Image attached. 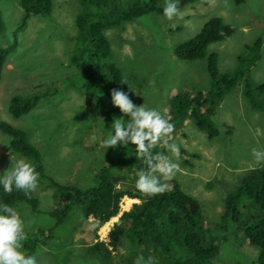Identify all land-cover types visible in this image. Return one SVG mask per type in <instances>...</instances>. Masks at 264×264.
<instances>
[{"label":"rangeland","instance_id":"1","mask_svg":"<svg viewBox=\"0 0 264 264\" xmlns=\"http://www.w3.org/2000/svg\"><path fill=\"white\" fill-rule=\"evenodd\" d=\"M134 2L144 5L148 0H119L121 8ZM163 3L160 0L157 7L163 8ZM179 10L183 14L179 19L149 13L103 31L109 60L120 70L135 106L155 108L167 117L175 95L209 89L206 57L186 61L177 58L174 49L196 35L211 18L234 28L230 37L206 48V56L216 55L219 73L234 72L238 58L246 56L247 47L259 38V58L249 67L247 78L252 89L264 83V0H198ZM79 11L77 0H52L48 15H32L17 34L16 48L8 55L0 77V122L25 134L40 154L45 174L55 182L88 189L94 185L95 174L116 155L113 148L105 149L102 141L118 117L108 116L79 89L81 79L69 64ZM0 14L5 27L1 49L11 44L21 22L19 0H0ZM45 91L52 95L41 99L27 114L14 119L8 113L12 97ZM254 95L264 99V91ZM212 121L218 130L212 139L189 119L169 138V143L180 147L181 171L166 183L179 186L200 205L201 223L219 242V252L210 264H258V248L234 230L236 225L222 220V213L226 195L249 170L264 163H257L252 154L253 148L264 150V114L251 108L241 81L216 106ZM17 158L24 157L11 151L8 136L0 132V172ZM24 159L32 165L30 159ZM117 189L133 191V184L122 180ZM30 195L36 199V211L22 203L16 210L24 222V240L38 241L31 254L37 264H131L142 255L124 232L119 233L114 248L108 245V234L103 235L138 200L123 197L118 215L99 229L92 217L83 220L81 210L74 208L65 223L46 239L38 233L53 226L49 213L59 206L58 195L44 183H37ZM20 251L24 254L22 248Z\"/></svg>","mask_w":264,"mask_h":264},{"label":"trees","instance_id":"2","mask_svg":"<svg viewBox=\"0 0 264 264\" xmlns=\"http://www.w3.org/2000/svg\"><path fill=\"white\" fill-rule=\"evenodd\" d=\"M159 1L148 0L144 5L134 2L121 8L119 0H77L80 11L75 16L76 44L69 64L81 79L79 89L108 116L121 117L119 109L111 105L110 92L114 89L128 91L120 70L109 60V45L103 31L142 15L162 14L163 8L157 7ZM195 1L198 0H179L178 8ZM51 3L52 0H19L23 14L20 24L13 32L11 44L0 49V77L8 55L16 48L17 34L24 29L32 15H48ZM4 31L0 14V37ZM233 32L232 26L224 24L219 18H211L196 35L175 47V56L182 60L193 61L206 57L210 87L205 93L187 91L172 98L167 114L174 125L171 136L185 119H189L209 139L216 137L218 130L212 121L216 106L241 81L243 95L251 108L264 114V99H256L254 95L255 92L263 93L264 83L252 89L247 78L249 67L259 58L261 40L258 38L247 47V55L238 58L239 66L232 73H219L216 55L206 56L209 44L223 41ZM51 95L52 93L45 91L24 97L14 96L9 101L8 113L17 119L30 112L41 99ZM125 119L126 117H121V120ZM0 132L8 136L12 152L31 160L38 176L37 183L53 188L58 195L59 206L49 213L54 220L53 226L38 233L46 239L52 237L55 230L65 223L74 208L81 210L83 220L92 217L96 221V229H99L118 215L120 200L127 197L138 200V203L120 214L118 224L113 225L108 233L109 246L114 248L119 233L124 232L140 254L151 256L153 261L164 264H210L218 254L219 242L214 236L207 234L201 223L200 205L179 186L168 184L164 193L152 197L135 189V173L146 166L141 158L135 156L133 145H117L113 148L115 157L95 174L94 185L88 189H80L61 185L46 175L40 154L28 143L22 131L0 122ZM156 151H159L158 148L153 149V152ZM122 180H131L133 191H119L117 184ZM0 201L14 209L18 203L28 205L32 211L37 209L34 197L15 190L4 193L0 189ZM222 220L236 225L234 230L248 244L258 248V264H264V163L249 170L235 190L226 195ZM99 245L104 246L103 243ZM37 247L36 238L25 239L21 244L24 254L28 255L33 254Z\"/></svg>","mask_w":264,"mask_h":264},{"label":"clouds","instance_id":"3","mask_svg":"<svg viewBox=\"0 0 264 264\" xmlns=\"http://www.w3.org/2000/svg\"><path fill=\"white\" fill-rule=\"evenodd\" d=\"M178 4L179 0H164L162 15L165 19L182 17ZM110 100L111 105L119 109L121 117L126 119L121 120L120 117L112 120L110 131L102 141L103 147L133 145L135 156L141 158L146 166L135 173V189L148 197L164 193L168 188L166 181L181 171L180 147L174 142L169 143L174 131L173 123L155 108L143 104L135 106L126 91L112 90ZM155 148H163L164 151L153 152ZM252 154L257 163L264 162V150L253 148ZM37 181L34 167L24 158L15 159L6 170L0 172V189L4 193L15 190L28 195L36 189ZM23 232L24 222L17 210L0 201V264H37L35 255L20 251ZM152 261L151 256L138 255L133 264H152Z\"/></svg>","mask_w":264,"mask_h":264},{"label":"built area","instance_id":"4","mask_svg":"<svg viewBox=\"0 0 264 264\" xmlns=\"http://www.w3.org/2000/svg\"><path fill=\"white\" fill-rule=\"evenodd\" d=\"M108 232H109V229H107V231L106 232H104V237H106L107 236V234H108Z\"/></svg>","mask_w":264,"mask_h":264}]
</instances>
